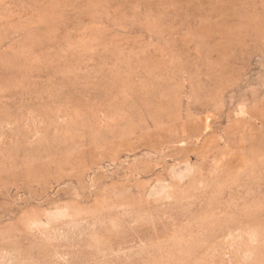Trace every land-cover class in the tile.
Returning a JSON list of instances; mask_svg holds the SVG:
<instances>
[{
	"label": "rangeland",
	"instance_id": "1",
	"mask_svg": "<svg viewBox=\"0 0 264 264\" xmlns=\"http://www.w3.org/2000/svg\"><path fill=\"white\" fill-rule=\"evenodd\" d=\"M0 264H264V0H0Z\"/></svg>",
	"mask_w": 264,
	"mask_h": 264
}]
</instances>
